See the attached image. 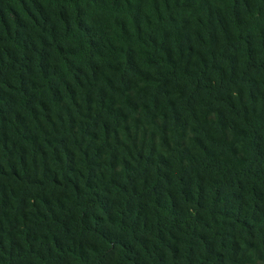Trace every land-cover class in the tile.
I'll return each mask as SVG.
<instances>
[{"label":"trees","instance_id":"obj_1","mask_svg":"<svg viewBox=\"0 0 264 264\" xmlns=\"http://www.w3.org/2000/svg\"><path fill=\"white\" fill-rule=\"evenodd\" d=\"M0 264H264V0H0Z\"/></svg>","mask_w":264,"mask_h":264}]
</instances>
